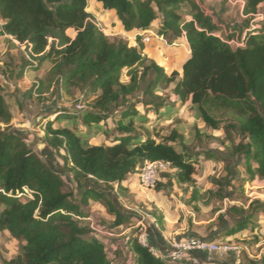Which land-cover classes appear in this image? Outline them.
<instances>
[{"label":"trees","instance_id":"trees-1","mask_svg":"<svg viewBox=\"0 0 264 264\" xmlns=\"http://www.w3.org/2000/svg\"><path fill=\"white\" fill-rule=\"evenodd\" d=\"M97 1L106 10L116 11L126 32L149 30L159 20L156 33L170 43L186 36L190 54L182 72L168 74L143 52L140 36L138 46L124 37H109L88 10L89 0H0L5 34L25 45L33 59L22 66L20 74L27 67L36 70L47 61L52 63L37 80L36 93L93 95L87 109L80 113L58 109L46 124L47 143L65 150V163L82 189L77 196L24 136L10 128L14 114L0 82V230L21 242L19 252L5 264H114L87 208L90 200H106L108 211L115 214L113 226L128 221L129 216L106 192L94 186L117 183L126 193L123 182L130 174L140 173L147 160L170 163V169L160 173L158 191L169 192L174 182L196 191L194 162L199 155L225 164L227 174L212 179L218 185L212 193L219 200L226 196L225 187L232 179L240 187L264 180V0H244L245 18L240 26L229 27L225 37L216 33L221 26L211 14L193 0ZM70 28L76 31L74 38L67 33ZM125 70L128 81L123 79ZM171 86L177 97L173 101L164 93ZM177 101L190 102L207 128L224 131L219 138L222 149L191 151L176 129L161 140L150 132L142 135L137 131V121H149V112L160 119ZM112 117H116L117 131L113 141L91 143L82 135ZM62 118L65 124L54 127V119ZM80 121L84 127L67 125ZM228 211L243 215L228 235L245 228L254 234L264 215V201L253 200L248 209L233 206ZM147 213L164 225V216L154 204ZM142 232L141 225H133L125 237L133 264H179L154 253L151 244H143L139 239ZM254 239L250 238V247L258 241ZM247 264H264V252Z\"/></svg>","mask_w":264,"mask_h":264},{"label":"rangeland","instance_id":"rangeland-1","mask_svg":"<svg viewBox=\"0 0 264 264\" xmlns=\"http://www.w3.org/2000/svg\"><path fill=\"white\" fill-rule=\"evenodd\" d=\"M89 11L93 12L96 16L99 26L111 38L116 36L126 38L131 45H139L138 37L140 36L144 43L143 52L150 58H153L163 66L168 74L173 71L182 72V63L188 55L189 50H186L182 45L179 38L170 43L168 38H162L161 43L155 36L157 28L156 25L152 26V30L148 33L141 35L137 33H122L119 31L118 25L120 19L115 11H107L103 5L92 1L89 3ZM242 19L231 21V26L235 27L241 25ZM4 20L0 17V82L3 84V91L7 97V102L10 109L14 114V118L10 124V128L20 133L27 142L33 146L34 151L43 159L47 166L59 172L63 178L74 188L75 194L80 195L82 189L77 185L74 179V172L70 165H67L64 160L66 154L64 149H53L46 141V124L48 121L53 120L56 114L52 113L58 109L66 111H74L76 113L82 112V109L89 107L88 102L92 99L93 95H87L79 92L74 96L58 95H38L34 86L37 80L44 77L50 67L51 62H45L40 69L32 70L27 67L21 75V68L23 65L31 63L33 59L31 54L26 50L25 45L14 41L11 36L3 33ZM238 22V23H237ZM219 25L222 23L218 22ZM155 24V22H154ZM264 25V20L261 23ZM237 26V27H238ZM67 33L73 38L76 35L74 29H69ZM218 35L225 37L226 31L224 29L216 32ZM152 37V41L145 44L144 37ZM124 81H128L127 71L123 73ZM172 86L164 91L165 95L171 101L176 100V96L172 93ZM32 91V92H31ZM161 92V91H160ZM138 108L144 112V106L138 103ZM165 116L158 119L152 112H149V121H137V131L142 135L150 132L157 140H161L170 134L173 129L179 131L184 137V143L191 151L201 150L206 147L213 149H222L219 138L224 136V131L212 130L205 126V123L196 117V111L190 102L181 104L176 102L173 109L167 108ZM53 121V126L57 127L65 124L63 118L61 120ZM116 117L108 118L98 125H93L92 131L86 134L84 131L82 135L87 138L91 143L111 142L117 135L114 128ZM71 127L76 129L77 125L85 126L83 122H76V124L68 123ZM4 126V125H3ZM204 134V136H202ZM206 134V137H205ZM179 145V143H177ZM213 165V163H210ZM218 166V165H217ZM208 167H196V174L202 176ZM221 176L227 174L225 164L223 168L217 167L216 174L220 172ZM238 172H243L242 168H237ZM139 172L132 174L136 178ZM215 178H219L216 177ZM206 181V180H205ZM207 181H211L209 177ZM93 185V184H92ZM101 191L106 192L108 198L115 202L117 207L124 213L129 215L130 219L119 226H113L115 221V214L110 213L107 208L106 200L94 201L90 200V205L87 208L91 216V224H94L97 236L104 240L107 246L109 257L113 259L114 264H133L132 257L124 246L125 236L129 234L133 225L137 226L142 214L152 210L153 206L148 200L143 201L136 199L131 194L125 193L118 189L117 183L107 185L101 183L95 185ZM189 187L186 184L174 182L171 191L181 190L182 188ZM227 190V203L230 204L232 200H238V203L250 204L253 200L264 201V180H257L255 182H248L242 187L235 179H232L231 185L225 187ZM156 189V188H155ZM176 191L177 194L179 191ZM165 193H168L167 190ZM145 196V195H144ZM188 200V199H187ZM223 201V199L221 200ZM190 202V201H189ZM189 202L187 203L189 205ZM223 202L221 203V206ZM228 214L238 216L235 211H228ZM261 220L260 226L256 228L254 234H248L247 237H237L232 242L239 243L245 247L246 252L253 254H262L264 252V216L259 218ZM90 221H84L89 223ZM127 230V231H126ZM253 246H249L250 238L255 241ZM249 240V241H248ZM249 243V244H248ZM21 242L16 239L12 234L6 230H0V264H5L7 260L13 258L20 250ZM119 248L116 250V248Z\"/></svg>","mask_w":264,"mask_h":264},{"label":"crops","instance_id":"crops-1","mask_svg":"<svg viewBox=\"0 0 264 264\" xmlns=\"http://www.w3.org/2000/svg\"><path fill=\"white\" fill-rule=\"evenodd\" d=\"M92 1L103 5L102 2L97 0H89V3ZM193 2L200 5L202 9L207 10L217 24L221 21V30L224 29L226 31L229 27H232L231 21L245 18V15L243 14L244 0H193ZM107 11L112 12L115 10ZM91 13L93 14V12ZM93 15L95 16V14ZM186 18L190 19V16L187 15ZM120 23L121 24H119L118 27L121 33L122 31L123 33H137L136 30L126 32L123 23L121 21ZM159 23L160 21L158 20L153 25L158 27ZM155 37L161 43L163 42L162 40L164 38L162 39L158 34ZM179 40L185 49L189 50L188 55L185 57L186 60L190 54L189 44L186 36L179 37ZM151 41L152 37L150 41L145 42V44H148ZM210 163H213V165ZM194 165L195 167L203 165L209 168V170H206L202 176L196 174V172L193 175L196 179V191H194L193 186H189L188 184L186 185L189 187L182 188L181 190L177 189L179 191L178 194L176 192L177 190H170L168 193H165V190L158 191L155 188L146 189L140 184L139 173L136 178H133L131 176L132 174H130L128 179L123 182V186L128 190L126 193L131 194V196L139 200H148L149 203L152 206L154 204L164 216L163 226L159 225L155 217L147 212L142 214L139 220V224L142 226L143 233L148 242L154 248L156 254L163 258L164 255L168 253L169 246L167 239L171 236L201 237L217 242H226L232 241L237 237H247L248 234H251V231L246 228L236 232L234 235L227 234L234 224L241 221L243 218V215L234 216L226 214L228 207L235 206L248 209L250 204L246 205L241 202L238 203V200H232L230 201V204H228L226 202L228 200L226 196L230 193L226 194L223 201L216 198L212 193L218 189V185L213 183L212 179L215 178V176L220 177V175H223L221 174V170L217 174L216 171L217 167L218 169L223 168L224 162L222 160L209 159L204 155H199V160L195 161ZM208 177L211 181H207ZM192 198L193 202L190 204L189 201ZM188 202L189 205L187 204ZM222 202L223 205L221 206ZM219 216H222L221 220H219ZM262 216L264 215H260V217ZM259 223H261L260 219ZM128 229H131V227L127 228V230ZM124 235L125 236L123 237L125 238L127 234ZM260 256L261 254H253L249 251H244L241 261H238L234 255L229 253L221 254L219 252L191 251L185 255L179 264H247L251 258L257 259Z\"/></svg>","mask_w":264,"mask_h":264},{"label":"built area","instance_id":"built-area-1","mask_svg":"<svg viewBox=\"0 0 264 264\" xmlns=\"http://www.w3.org/2000/svg\"><path fill=\"white\" fill-rule=\"evenodd\" d=\"M149 31V30H148ZM146 31L140 32L144 35ZM144 41L149 42L150 36L144 37ZM170 169V163L162 160H147L142 166L139 177L140 184L146 189L155 188L157 181L159 180L160 173L168 171ZM94 227V224H92ZM140 241L148 245L150 244L142 232L139 236ZM168 253L164 255V258L172 263H179L183 260L185 255L191 251H203V252H219L229 253L234 255L238 261H241L245 247L239 243L226 241L217 242L208 238L201 237H177L171 236L167 239ZM152 251L155 250L153 247Z\"/></svg>","mask_w":264,"mask_h":264},{"label":"water","instance_id":"water-1","mask_svg":"<svg viewBox=\"0 0 264 264\" xmlns=\"http://www.w3.org/2000/svg\"><path fill=\"white\" fill-rule=\"evenodd\" d=\"M3 33H5V32L3 31Z\"/></svg>","mask_w":264,"mask_h":264}]
</instances>
